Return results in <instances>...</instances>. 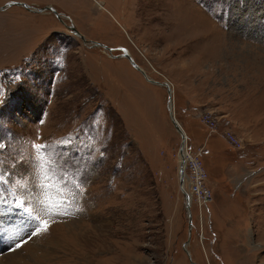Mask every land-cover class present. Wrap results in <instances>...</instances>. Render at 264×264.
<instances>
[{"label": "rangeland", "instance_id": "rangeland-1", "mask_svg": "<svg viewBox=\"0 0 264 264\" xmlns=\"http://www.w3.org/2000/svg\"><path fill=\"white\" fill-rule=\"evenodd\" d=\"M12 1L48 0H0V264H264V0ZM124 49L200 155L191 236L168 90Z\"/></svg>", "mask_w": 264, "mask_h": 264}, {"label": "water", "instance_id": "water-1", "mask_svg": "<svg viewBox=\"0 0 264 264\" xmlns=\"http://www.w3.org/2000/svg\"><path fill=\"white\" fill-rule=\"evenodd\" d=\"M8 5H21V6H25L27 7L29 10L31 11H35V12H46V11H51V12H54L58 17L61 18V14L57 12V10L51 6H45V7H41V8H38V7H33V6H30L26 3H23V2H18V1H12V2H9ZM6 6L4 7H0V8H5ZM72 29L75 30V32L77 34H79L83 39H85V37L76 29V27L72 26ZM93 45H96V46H102L106 49H108L109 51H112L113 48L110 47L108 48L107 45H103L97 41H93L92 42ZM117 56H124V57H127L131 63L138 69L140 70L144 76L147 78L148 81L150 82H153V83H156V84H159V85H162V86H165L168 90V110H169V115H170V118H171V121L172 123L174 124L175 128L178 130L179 133H182L181 136H182V144H181V147H180V185H181V188L182 190L184 191V193L186 194V197H187V202H186V207L189 206V194L188 192L184 189V185H185V151H186V143H184V139H186V134H184L183 132V129L181 127V125L179 124V122L177 121L176 117H175V112L174 110L171 108V104H172V95H173V92L171 91L170 89V83L168 81H160V80H155L153 78H150L148 76V74L146 73V71L133 59V57L131 56V54L128 52V50L124 49V53L120 54V55H117ZM190 208V207H189ZM188 209V208H187ZM190 212H189V216H190ZM191 231H192V219H191V216L189 218V232H190V236H191ZM188 243V241L186 242ZM189 252V251H188ZM190 255V253H188ZM192 259V257H190ZM192 264H196L195 262H193L191 260Z\"/></svg>", "mask_w": 264, "mask_h": 264}, {"label": "built area", "instance_id": "built-area-1", "mask_svg": "<svg viewBox=\"0 0 264 264\" xmlns=\"http://www.w3.org/2000/svg\"><path fill=\"white\" fill-rule=\"evenodd\" d=\"M208 123L214 125L216 122L208 120ZM236 142H230L234 148L241 147V143L237 140ZM189 170L191 173V177L188 176L186 180L191 182L190 190L192 193H196L201 199L202 198H208L210 199V196L208 195V192L204 186L203 180L205 179V171L202 165V161L200 160V155H196L190 152L186 145V152H185V173ZM212 200V198H211Z\"/></svg>", "mask_w": 264, "mask_h": 264}, {"label": "crops", "instance_id": "crops-1", "mask_svg": "<svg viewBox=\"0 0 264 264\" xmlns=\"http://www.w3.org/2000/svg\"><path fill=\"white\" fill-rule=\"evenodd\" d=\"M4 2L8 1V0H3ZM22 2V1H20ZM24 3V2H23ZM57 5V4H56ZM54 3H52L51 1H42V2H37V3H34V7H38V8H41V7H45V6H51V7H56L58 9H61L59 6H56ZM55 8V9H56ZM57 10V9H56ZM5 11V10H4ZM40 13H46V12H40ZM53 16V15H52Z\"/></svg>", "mask_w": 264, "mask_h": 264}, {"label": "snow or ice", "instance_id": "snow-or-ice-1", "mask_svg": "<svg viewBox=\"0 0 264 264\" xmlns=\"http://www.w3.org/2000/svg\"><path fill=\"white\" fill-rule=\"evenodd\" d=\"M0 92H2V90H0ZM48 227H49L48 223L47 222H43L42 223V226L41 227H38L37 230L33 232V235L40 234V232H42V231H47L48 230ZM21 246H22V244H19V243L16 244V247L17 248H19Z\"/></svg>", "mask_w": 264, "mask_h": 264}, {"label": "bare ground", "instance_id": "bare-ground-1", "mask_svg": "<svg viewBox=\"0 0 264 264\" xmlns=\"http://www.w3.org/2000/svg\"><path fill=\"white\" fill-rule=\"evenodd\" d=\"M109 48V47H108ZM108 50V49H107ZM109 51V50H108ZM110 52V51H109ZM130 53V52H129ZM131 56H132V54H131ZM122 57V56H121ZM151 78V77H150ZM170 83V82H169ZM170 89H171V91L173 92V89H172V84L170 83ZM172 99H173V97H172ZM171 108L174 110V102H173V100H172V104H171ZM178 121V120H177ZM184 134H186L185 132H183ZM180 134H182V133H180ZM186 140H187V135H186V139H184V143H186ZM186 152V151H185ZM187 175L185 174V177H186ZM190 193H192V191H189ZM188 192V194H189V203L191 202V198H192V196H191V194ZM186 208H188V213H189V211H190V209H189V206L188 207H186Z\"/></svg>", "mask_w": 264, "mask_h": 264}, {"label": "flooded vegetation", "instance_id": "flooded-vegetation-1", "mask_svg": "<svg viewBox=\"0 0 264 264\" xmlns=\"http://www.w3.org/2000/svg\"><path fill=\"white\" fill-rule=\"evenodd\" d=\"M68 17V16H67Z\"/></svg>", "mask_w": 264, "mask_h": 264}]
</instances>
